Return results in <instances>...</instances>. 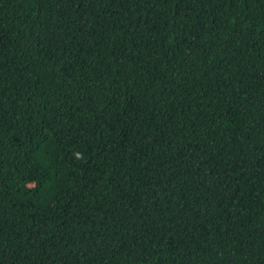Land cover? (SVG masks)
Segmentation results:
<instances>
[{
    "label": "trees",
    "instance_id": "trees-1",
    "mask_svg": "<svg viewBox=\"0 0 264 264\" xmlns=\"http://www.w3.org/2000/svg\"><path fill=\"white\" fill-rule=\"evenodd\" d=\"M0 264H264V0H0Z\"/></svg>",
    "mask_w": 264,
    "mask_h": 264
}]
</instances>
